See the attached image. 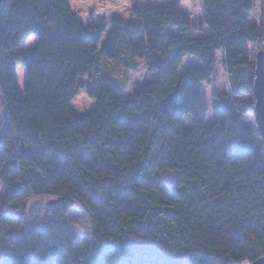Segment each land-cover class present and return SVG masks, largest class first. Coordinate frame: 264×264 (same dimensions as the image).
<instances>
[{"label":"trees","instance_id":"trees-1","mask_svg":"<svg viewBox=\"0 0 264 264\" xmlns=\"http://www.w3.org/2000/svg\"><path fill=\"white\" fill-rule=\"evenodd\" d=\"M130 1L133 18L115 16L109 26L83 22L69 0H0V264H250L264 256V146L248 121L264 8L257 24L252 0H203L195 24L185 0ZM32 36L37 43L24 47ZM219 51L231 93L215 96L208 123L202 84ZM102 55L133 69L143 61L154 78L127 94L99 67ZM188 56L199 63L183 71ZM79 89L94 110L72 107ZM74 208L93 223L82 249Z\"/></svg>","mask_w":264,"mask_h":264},{"label":"rangeland","instance_id":"rangeland-1","mask_svg":"<svg viewBox=\"0 0 264 264\" xmlns=\"http://www.w3.org/2000/svg\"><path fill=\"white\" fill-rule=\"evenodd\" d=\"M14 1V0H8ZM255 7L251 13L252 23H261L262 12L264 8V0H252ZM72 7L79 12L81 20L85 23L90 22H106L109 26L112 23V18L120 16L122 18H133L131 12L130 0H69ZM169 0H144L145 5H166ZM182 9L187 16L195 24L203 23L204 9L203 0H185L182 3ZM207 34L209 33L208 27H206ZM195 37L205 35L202 31H194ZM193 36V35H192ZM37 43V37L32 36L24 47H32ZM260 50H264V42L254 47L253 52L256 55ZM224 52L220 51L217 55L218 64L216 67L215 75L207 82L202 84V91L205 99L209 105V112L207 115V122L211 123L213 115L215 113L214 105L216 102V95L221 92L231 93V85L228 78L226 66L224 64ZM137 68L133 69L126 67L122 63L115 61L114 59L106 58L102 55L101 63L99 67L102 71L109 73L118 82L125 84V93L130 94L136 86L142 85L151 81L154 78V74L148 72L147 67L143 61L137 60ZM193 63L198 64L199 61L193 56H188L184 61L183 71L190 67ZM132 64V62H131ZM18 81L21 89H24L26 79V69L22 64L17 65ZM86 81L87 78H82ZM72 107L79 114H85L97 107L96 100L90 97L85 89H79V94L72 101ZM248 121L253 124L257 132L258 127L255 121V115L252 114L248 117ZM191 119H188L190 125ZM2 187L0 184V195L2 193ZM47 199H38L35 204L41 207L47 206ZM70 219L72 221V228L76 234L79 248L85 247L91 242V236L93 233V223L89 218L86 211H82L74 208L70 213ZM242 264H249L244 262Z\"/></svg>","mask_w":264,"mask_h":264},{"label":"water","instance_id":"water-1","mask_svg":"<svg viewBox=\"0 0 264 264\" xmlns=\"http://www.w3.org/2000/svg\"><path fill=\"white\" fill-rule=\"evenodd\" d=\"M253 94L256 99L255 108H254L255 121L258 127L259 134L262 139V144L264 146V50H260L256 55V68H255V78L253 82ZM3 122H4V116L0 110V146L3 141ZM167 182L169 184L172 183L171 180H168ZM55 203L56 200H51L49 202V205H53ZM250 264H264V256Z\"/></svg>","mask_w":264,"mask_h":264},{"label":"crops","instance_id":"crops-1","mask_svg":"<svg viewBox=\"0 0 264 264\" xmlns=\"http://www.w3.org/2000/svg\"><path fill=\"white\" fill-rule=\"evenodd\" d=\"M191 35H193V36H196V34H195V33H191ZM219 52H220V51H219ZM219 52H218V53H219ZM218 53H217V55H218Z\"/></svg>","mask_w":264,"mask_h":264}]
</instances>
